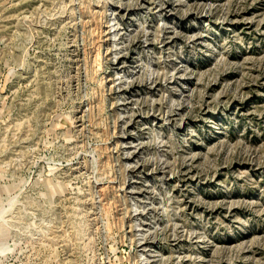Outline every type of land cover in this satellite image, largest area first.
Returning a JSON list of instances; mask_svg holds the SVG:
<instances>
[{"label":"rangeland","instance_id":"obj_1","mask_svg":"<svg viewBox=\"0 0 264 264\" xmlns=\"http://www.w3.org/2000/svg\"><path fill=\"white\" fill-rule=\"evenodd\" d=\"M0 264H264V0H0Z\"/></svg>","mask_w":264,"mask_h":264}]
</instances>
